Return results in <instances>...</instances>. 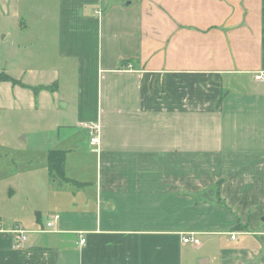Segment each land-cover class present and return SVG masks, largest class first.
<instances>
[{
  "label": "crops",
  "instance_id": "0c3cea01",
  "mask_svg": "<svg viewBox=\"0 0 264 264\" xmlns=\"http://www.w3.org/2000/svg\"><path fill=\"white\" fill-rule=\"evenodd\" d=\"M258 72L264 0H0V108L60 117L0 264H264Z\"/></svg>",
  "mask_w": 264,
  "mask_h": 264
},
{
  "label": "rangeland",
  "instance_id": "374dc122",
  "mask_svg": "<svg viewBox=\"0 0 264 264\" xmlns=\"http://www.w3.org/2000/svg\"><path fill=\"white\" fill-rule=\"evenodd\" d=\"M59 118L39 110L0 108V225L3 227L19 220L26 224L39 211L52 207L39 202L35 181L46 170L45 149L57 141V134L50 130ZM41 203L43 209L35 207Z\"/></svg>",
  "mask_w": 264,
  "mask_h": 264
},
{
  "label": "trees",
  "instance_id": "16d2710c",
  "mask_svg": "<svg viewBox=\"0 0 264 264\" xmlns=\"http://www.w3.org/2000/svg\"><path fill=\"white\" fill-rule=\"evenodd\" d=\"M65 153L63 150L50 149L47 152V171L51 178H56L57 184L73 183L64 175Z\"/></svg>",
  "mask_w": 264,
  "mask_h": 264
},
{
  "label": "built area",
  "instance_id": "2783aa9c",
  "mask_svg": "<svg viewBox=\"0 0 264 264\" xmlns=\"http://www.w3.org/2000/svg\"><path fill=\"white\" fill-rule=\"evenodd\" d=\"M254 79L256 81H259V82H264V73L258 72L256 74H254ZM83 126L86 128H89L91 130V135L89 137L90 145H92V146L96 145L99 142V137H98V129L99 128H98V126H96V124H94V123H84ZM57 217H58L57 215L56 216L54 215L53 220L46 223L48 228L53 227V223H54L53 221H55V219H57ZM18 233H19L18 234V240L20 242H24L25 238H26L24 232L20 231ZM183 241L196 244V243H198L199 240L197 238L193 237V235L190 233L183 238ZM79 243L80 244L84 243V239L81 238Z\"/></svg>",
  "mask_w": 264,
  "mask_h": 264
}]
</instances>
